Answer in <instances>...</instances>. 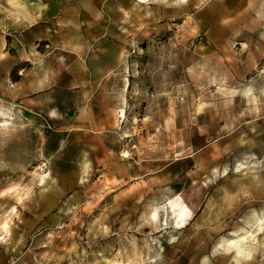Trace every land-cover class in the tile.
<instances>
[{"label": "rangeland", "instance_id": "rangeland-1", "mask_svg": "<svg viewBox=\"0 0 264 264\" xmlns=\"http://www.w3.org/2000/svg\"><path fill=\"white\" fill-rule=\"evenodd\" d=\"M0 264H264V0H0Z\"/></svg>", "mask_w": 264, "mask_h": 264}]
</instances>
